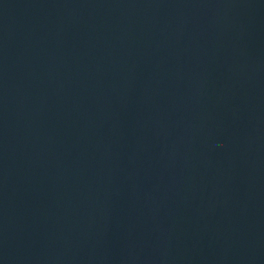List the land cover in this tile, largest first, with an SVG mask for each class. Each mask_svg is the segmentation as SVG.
Returning <instances> with one entry per match:
<instances>
[{"label": "water", "instance_id": "water-1", "mask_svg": "<svg viewBox=\"0 0 264 264\" xmlns=\"http://www.w3.org/2000/svg\"><path fill=\"white\" fill-rule=\"evenodd\" d=\"M0 264H264V0H0Z\"/></svg>", "mask_w": 264, "mask_h": 264}]
</instances>
